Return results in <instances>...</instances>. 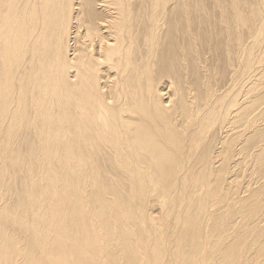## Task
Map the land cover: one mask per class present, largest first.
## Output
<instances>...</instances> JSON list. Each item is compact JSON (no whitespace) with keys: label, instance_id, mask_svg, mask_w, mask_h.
Listing matches in <instances>:
<instances>
[{"label":"bare ground","instance_id":"6f19581e","mask_svg":"<svg viewBox=\"0 0 264 264\" xmlns=\"http://www.w3.org/2000/svg\"><path fill=\"white\" fill-rule=\"evenodd\" d=\"M146 1L135 18L130 0H0V183L24 177L0 207V264H264V53L229 59L233 90L208 94V41L202 78L189 79L183 47L159 68Z\"/></svg>","mask_w":264,"mask_h":264},{"label":"rangeland","instance_id":"374dc122","mask_svg":"<svg viewBox=\"0 0 264 264\" xmlns=\"http://www.w3.org/2000/svg\"><path fill=\"white\" fill-rule=\"evenodd\" d=\"M130 1L133 2L134 16L136 18L139 15V13L136 12L135 5L138 3V0ZM152 2L157 3L153 13L160 18V46L157 47V52H162L158 56V59L164 56V60L162 59L163 63H157L159 68L164 70L168 68V71L173 70L175 68L173 64L175 61L173 62L172 60L178 57L180 49L183 47L187 49L185 57L189 58L186 62L188 68L190 67L192 69L191 71L194 70L196 72V75L190 73L188 75V77L190 76L189 79H194V77H196V80H198L202 78L204 71L201 66L198 65L199 61L196 53L197 49L199 51L201 44H206L208 41V49L205 54L202 55V61L206 60L208 64V94L211 92L214 96H221L226 94L229 90H233L234 84H232V80L236 73L239 72L240 67L239 65L238 67L237 65L232 67L229 66V59L234 63L238 54V58L242 63L244 58L250 54L248 52L251 51L252 64H254L256 63L254 59H257L260 53H264V0H148V5L146 1L147 19L151 14ZM235 18H237V20L239 19L240 25L237 24L234 26ZM72 26L73 31L71 30V35L68 39L70 48L74 47L73 45L75 44L77 36L76 33H74L75 25ZM186 26L191 30L190 35L192 39H190L189 45H185L181 42L182 37H180L182 36L181 33H184L187 29ZM80 31L82 32V30ZM135 40L137 41L133 45V58L140 64L142 57L140 50L145 51V48L138 39ZM236 44H239L238 50ZM253 44L256 45L252 50L251 46ZM256 68L253 67L254 70ZM154 72L156 73V69ZM253 74L254 72L252 74H243L241 89L243 92H247L246 95L242 97L244 102L251 100L255 94V80ZM156 78L158 84L162 86V88L164 83L168 81L158 79V76H156ZM189 84L190 86L193 85L190 82ZM194 87L197 89L196 93L202 92L203 90L201 86ZM174 89L175 87L172 86L165 90L168 94L164 97L166 101L168 96H172ZM27 110L28 121H30L33 113L29 107ZM217 129L218 126L209 132L211 150L214 148L219 137V130ZM25 134V131L21 134L22 141L18 147L20 153H26L28 142L35 141L33 137L30 135L27 137ZM230 134H233L232 137L237 136V131H231ZM2 162L3 160L0 156V164ZM234 165V162H232L233 167ZM102 166L107 168L105 164H102ZM220 166V162L214 165L215 168H219ZM236 174L238 175L237 178H239L240 172L238 171ZM7 177V182L2 181L0 183V191L3 195L0 199V207L2 208L12 207L22 194L21 180H24L23 174L20 173L18 169H10L7 173ZM101 180L104 184L105 178ZM120 188L126 191L127 182H121ZM152 210L156 212L154 206Z\"/></svg>","mask_w":264,"mask_h":264}]
</instances>
